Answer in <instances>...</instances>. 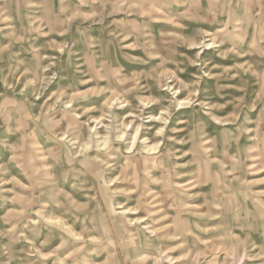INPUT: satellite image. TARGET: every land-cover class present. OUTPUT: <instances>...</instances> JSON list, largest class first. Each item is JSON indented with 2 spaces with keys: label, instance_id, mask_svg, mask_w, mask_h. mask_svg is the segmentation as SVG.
Returning <instances> with one entry per match:
<instances>
[{
  "label": "rangeland",
  "instance_id": "obj_1",
  "mask_svg": "<svg viewBox=\"0 0 264 264\" xmlns=\"http://www.w3.org/2000/svg\"><path fill=\"white\" fill-rule=\"evenodd\" d=\"M0 264H264V0H0Z\"/></svg>",
  "mask_w": 264,
  "mask_h": 264
}]
</instances>
